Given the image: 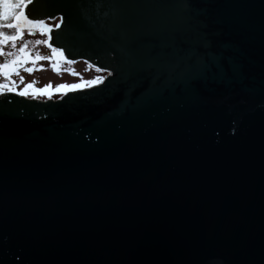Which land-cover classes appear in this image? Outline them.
Here are the masks:
<instances>
[{"label":"water","instance_id":"water-1","mask_svg":"<svg viewBox=\"0 0 264 264\" xmlns=\"http://www.w3.org/2000/svg\"><path fill=\"white\" fill-rule=\"evenodd\" d=\"M29 10L110 75L0 95V264H264V0Z\"/></svg>","mask_w":264,"mask_h":264},{"label":"rangeland","instance_id":"rangeland-1","mask_svg":"<svg viewBox=\"0 0 264 264\" xmlns=\"http://www.w3.org/2000/svg\"><path fill=\"white\" fill-rule=\"evenodd\" d=\"M56 23L57 22H52L53 25ZM45 39H47V36L42 34L40 31L36 34H29L27 29H24L23 38L16 41L15 49L11 47V43L7 45H0V48H3L5 52H16L25 40L34 42L35 40ZM37 53H39L41 56H51V59L36 60L34 65L32 60L35 58ZM24 56L26 63H23L21 66H19V74L17 75V73L12 71L10 68V78L6 80L4 75L0 74V84H8L10 88L14 89L13 91L19 93L21 90L25 89V85L35 81L36 83L34 84L33 88L27 90L29 93L27 95H29V97H35L42 100H47L49 98L57 99L69 90L62 89L57 91V85H79L80 87L87 88L97 84L100 81L96 79L97 77L103 78L106 76V73L92 69L87 63L82 61L69 63L68 61L61 59L58 52L55 56H52V49L45 44L34 45L30 43ZM5 59L11 58L0 56V64L4 63ZM54 63L57 65V70L55 71L51 67V65ZM24 68H35L38 70H34L29 73L25 71ZM21 77H23V81H21ZM88 81H95V83L88 85ZM49 83H51L52 87L49 89L48 93L41 94L35 92V89H43ZM6 92L10 91L0 90V95H3V93Z\"/></svg>","mask_w":264,"mask_h":264},{"label":"snow or ice","instance_id":"snow-or-ice-1","mask_svg":"<svg viewBox=\"0 0 264 264\" xmlns=\"http://www.w3.org/2000/svg\"><path fill=\"white\" fill-rule=\"evenodd\" d=\"M35 0H0V5L3 6L4 12L0 13V45H7L11 43V47L13 49L16 48V41L18 39L23 38L24 29L26 28L29 34L33 33V30H40L42 34H47L51 29L50 27L43 21L39 20L36 21L33 17L32 11H25L27 5L33 4ZM51 19H56L55 17H51ZM60 23H56L55 27L60 28L61 24L63 23V17L59 18ZM7 29H13L11 33L7 31ZM51 37L49 36L48 39L45 40H35L27 41L25 40L23 44L17 49L16 52L7 51L5 52L3 48H0V56H4L11 59H5L4 63L0 64V74H3L5 79L8 80L10 78L11 72L9 69L11 68L12 71H15L17 75L19 74V66L23 63H26V59L24 54L28 49V45L30 43L34 45L40 44H48ZM51 46V45H49ZM57 48H52V56H55L57 53ZM62 51V50H61ZM51 59V56H41L39 53L35 56L32 60V63L35 65L36 60H47ZM72 63V61H69ZM53 70H57V65L54 63L51 65ZM25 71L31 73L34 70H38L35 68H24ZM75 74V73H74ZM23 81V77L20 78ZM97 80H102V78L97 77ZM14 83V82H13ZM36 82L33 81L30 84L25 85V89L21 90L18 94L21 96L27 95L28 89H32ZM95 83V81H88L87 84L91 85ZM52 85L49 83L43 89H35V92L46 94L48 93L49 89H51ZM80 87L79 85H67L61 84L56 86V90L60 91L62 89H69L74 90ZM0 90H7L13 91L14 89L10 88L8 84H0Z\"/></svg>","mask_w":264,"mask_h":264},{"label":"flooded vegetation","instance_id":"flooded-vegetation-1","mask_svg":"<svg viewBox=\"0 0 264 264\" xmlns=\"http://www.w3.org/2000/svg\"><path fill=\"white\" fill-rule=\"evenodd\" d=\"M40 30H38L37 32H39ZM36 31H33V34H36L37 33ZM94 69H96V70H98V71H100V72H104V73H106L105 71H101V70H99V69H97V68H95V67H93Z\"/></svg>","mask_w":264,"mask_h":264},{"label":"trees","instance_id":"trees-1","mask_svg":"<svg viewBox=\"0 0 264 264\" xmlns=\"http://www.w3.org/2000/svg\"><path fill=\"white\" fill-rule=\"evenodd\" d=\"M4 12V8L2 5H0V13H3Z\"/></svg>","mask_w":264,"mask_h":264}]
</instances>
